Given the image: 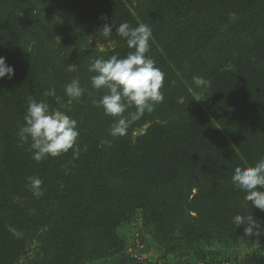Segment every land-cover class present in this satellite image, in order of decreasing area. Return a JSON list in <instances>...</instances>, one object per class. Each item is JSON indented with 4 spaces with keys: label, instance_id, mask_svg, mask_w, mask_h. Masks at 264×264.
<instances>
[{
    "label": "trees",
    "instance_id": "trees-1",
    "mask_svg": "<svg viewBox=\"0 0 264 264\" xmlns=\"http://www.w3.org/2000/svg\"><path fill=\"white\" fill-rule=\"evenodd\" d=\"M123 22L151 28L147 55L165 74L164 100L113 137L88 68L130 51L115 32ZM105 23L113 33L102 39ZM80 25L112 47L88 50ZM0 56L14 68L0 79V264H107L125 252L118 230L134 220L152 245L136 236L129 246L160 248V261L216 244L264 264V234L247 236V221L233 222L252 216L264 231V211L231 181L235 167L264 157V0H0ZM197 76L209 85L197 88ZM73 78L85 92L69 103ZM53 86L62 108L43 95ZM29 96L77 120L78 158L69 150L31 159L30 141L21 146L17 136ZM32 175L44 181L40 198L27 186Z\"/></svg>",
    "mask_w": 264,
    "mask_h": 264
},
{
    "label": "clouds",
    "instance_id": "clouds-1",
    "mask_svg": "<svg viewBox=\"0 0 264 264\" xmlns=\"http://www.w3.org/2000/svg\"><path fill=\"white\" fill-rule=\"evenodd\" d=\"M101 19L107 18L101 17ZM112 27L105 23L99 30V36L102 39L109 38L113 33ZM115 32L125 40L130 51L122 58L118 54L107 59L97 58L90 64L88 71L95 73L91 77L92 88L104 91L99 100L93 99L92 102L96 107L103 108L106 116L114 118L109 134L119 137L127 133L132 123L141 119L145 113H152L155 106L163 102L161 88L165 74L156 66L155 60L147 55L152 38V31L148 25L140 23L132 27L128 22H123L115 27ZM56 39L59 41L58 37ZM76 68L75 65L67 66L69 72L75 71ZM13 75L14 68L6 64V57L0 56V79L5 76L11 79ZM193 83L197 88H205L209 85V81L199 76L193 77ZM84 92L85 89L81 87L79 78H73L64 86V93L69 98V103L79 100ZM43 95L55 97L56 103L60 104L61 108L64 106L54 86L45 90ZM61 108H52L46 100L38 101L32 96L27 98L24 124L19 126L17 136L21 146L30 141L31 159L37 163L48 157H59L69 150H72L73 159L79 156L78 122ZM26 181L34 197L43 196L44 181L38 175L28 176ZM231 181L235 188L246 194L244 198L247 202L251 201L254 207L264 211V190H262L264 189V157L253 166L235 167ZM245 221L248 225L244 229L247 236L264 234L261 225L252 216L233 217V222L237 226L245 225Z\"/></svg>",
    "mask_w": 264,
    "mask_h": 264
},
{
    "label": "rangeland",
    "instance_id": "rangeland-1",
    "mask_svg": "<svg viewBox=\"0 0 264 264\" xmlns=\"http://www.w3.org/2000/svg\"><path fill=\"white\" fill-rule=\"evenodd\" d=\"M77 32L80 34L83 42L82 45L87 46L88 50H94L99 53L105 52L107 49L112 47V44H106L95 32L94 28L88 25H80L78 26ZM198 98H200L199 95H196ZM144 128L138 129L135 131L134 136L141 134L144 131ZM119 235L124 238L125 241H127V248L125 249V252L122 254L116 255L112 261H109L107 264H123L125 260L128 259V251L130 243H128L130 240H132L136 236H143L146 240V242H149V245H152L150 243V240L147 236L146 230L141 226L139 220H134L129 225H123L118 230ZM36 246L35 243L32 244V246L29 247L28 252L29 256L32 255V252L34 251V247ZM150 254L149 257L151 260H159L162 258V250L160 248H156L154 246H149ZM235 250L240 251L241 253L238 254V260H242L246 254L247 251H245V248H229L224 249L219 245L216 244H198L195 246V248L192 250V253L187 254V252H182L178 254H169L166 255L167 259L165 260H184V259H194V257H208V258H223L224 254L227 256L229 260H232V254L233 252H236ZM263 263H264V255H263Z\"/></svg>",
    "mask_w": 264,
    "mask_h": 264
},
{
    "label": "built area",
    "instance_id": "built-area-1",
    "mask_svg": "<svg viewBox=\"0 0 264 264\" xmlns=\"http://www.w3.org/2000/svg\"><path fill=\"white\" fill-rule=\"evenodd\" d=\"M128 251V264H245L241 260H228L225 258H208V257H194V259H184L179 261L167 260H151L146 252V247L138 239L135 240L133 246H130ZM124 264V263H123Z\"/></svg>",
    "mask_w": 264,
    "mask_h": 264
}]
</instances>
